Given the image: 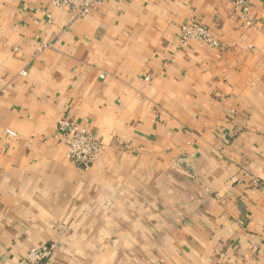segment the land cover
Segmentation results:
<instances>
[{"label": "crops", "instance_id": "obj_1", "mask_svg": "<svg viewBox=\"0 0 264 264\" xmlns=\"http://www.w3.org/2000/svg\"><path fill=\"white\" fill-rule=\"evenodd\" d=\"M239 15L0 0V264L35 247L43 264H264V0ZM191 21L218 47L182 45ZM63 118L102 142L87 171Z\"/></svg>", "mask_w": 264, "mask_h": 264}, {"label": "built area", "instance_id": "obj_2", "mask_svg": "<svg viewBox=\"0 0 264 264\" xmlns=\"http://www.w3.org/2000/svg\"><path fill=\"white\" fill-rule=\"evenodd\" d=\"M106 0H51V5L59 10H65L73 14L76 18L82 19L88 16L92 9L101 6ZM235 11H239V17L248 25H252L250 18L251 0H234ZM49 17V16H48ZM191 41L200 42L210 48H217L215 41L209 29L196 21H191L182 28L180 42L187 45ZM11 136L14 133L8 132ZM56 138L67 142V158L72 161L76 167L87 171L95 163V160L102 151V142L90 130L77 123L63 118L59 121ZM256 183V181H255ZM264 189V182L261 183ZM50 256V250L46 247L32 248L26 256L27 264H43Z\"/></svg>", "mask_w": 264, "mask_h": 264}]
</instances>
